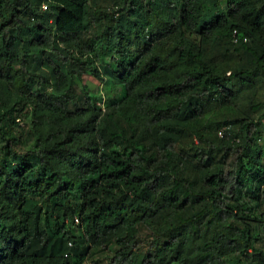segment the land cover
Masks as SVG:
<instances>
[{
	"label": "trees",
	"instance_id": "16d2710c",
	"mask_svg": "<svg viewBox=\"0 0 264 264\" xmlns=\"http://www.w3.org/2000/svg\"><path fill=\"white\" fill-rule=\"evenodd\" d=\"M263 122L264 0H0V264H264Z\"/></svg>",
	"mask_w": 264,
	"mask_h": 264
},
{
	"label": "rangeland",
	"instance_id": "374dc122",
	"mask_svg": "<svg viewBox=\"0 0 264 264\" xmlns=\"http://www.w3.org/2000/svg\"><path fill=\"white\" fill-rule=\"evenodd\" d=\"M224 7H225V6H224V4H223V8H224ZM84 85L88 88V90L92 91L93 93H94L95 91H100V88H101V84H99L98 81H96V80H94V79H92V78H89V77H85ZM104 86H105V85H104ZM103 88H104V87H103ZM113 90H114L115 92L112 93V99L115 100V99L121 94V90H120V88H119L118 86H114ZM113 90H112V91H113ZM98 93H99V92H98ZM263 123H264V122H263ZM263 143H264V139L261 140L260 144H263ZM93 260H95V259L93 258ZM91 262H92V261H91L90 257H88V259H87V264H92Z\"/></svg>",
	"mask_w": 264,
	"mask_h": 264
},
{
	"label": "built area",
	"instance_id": "2783aa9c",
	"mask_svg": "<svg viewBox=\"0 0 264 264\" xmlns=\"http://www.w3.org/2000/svg\"><path fill=\"white\" fill-rule=\"evenodd\" d=\"M42 8H43V9H45L46 7H45V6H43ZM218 134H219V135H221V131H219V133H218Z\"/></svg>",
	"mask_w": 264,
	"mask_h": 264
},
{
	"label": "clouds",
	"instance_id": "9594fccd",
	"mask_svg": "<svg viewBox=\"0 0 264 264\" xmlns=\"http://www.w3.org/2000/svg\"><path fill=\"white\" fill-rule=\"evenodd\" d=\"M85 263H87V261Z\"/></svg>",
	"mask_w": 264,
	"mask_h": 264
}]
</instances>
